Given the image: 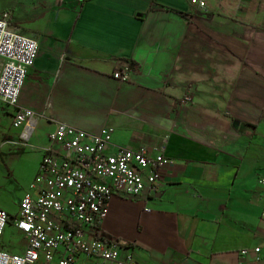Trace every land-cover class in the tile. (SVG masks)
<instances>
[{
	"label": "crops",
	"instance_id": "obj_1",
	"mask_svg": "<svg viewBox=\"0 0 264 264\" xmlns=\"http://www.w3.org/2000/svg\"><path fill=\"white\" fill-rule=\"evenodd\" d=\"M202 1L205 10L192 0H28L9 11L38 43L18 105L40 118L22 145L17 108L0 102V153L29 144L39 166L65 123L112 127L110 153L164 144L175 160L159 192L114 195L99 228L140 264H264V0ZM9 224L24 246L4 235L1 246L23 255L27 237Z\"/></svg>",
	"mask_w": 264,
	"mask_h": 264
},
{
	"label": "built area",
	"instance_id": "obj_2",
	"mask_svg": "<svg viewBox=\"0 0 264 264\" xmlns=\"http://www.w3.org/2000/svg\"><path fill=\"white\" fill-rule=\"evenodd\" d=\"M192 3L207 8L205 1ZM11 21L9 11L0 14V102L17 108L13 126L21 129V140L27 144L40 117L18 101L39 47ZM114 76L122 82L128 79L122 70ZM113 137L112 127L91 133L65 123H58L48 134L39 175L21 199L19 214L13 218L0 206V264H87L84 259L98 264H140L131 254L121 256L119 242L95 233L108 216L114 195L159 192L162 170L175 160L166 155L164 144L137 150L118 147L110 153ZM259 183L264 188V176ZM11 220L27 237L23 255L1 246Z\"/></svg>",
	"mask_w": 264,
	"mask_h": 264
},
{
	"label": "rangeland",
	"instance_id": "obj_3",
	"mask_svg": "<svg viewBox=\"0 0 264 264\" xmlns=\"http://www.w3.org/2000/svg\"><path fill=\"white\" fill-rule=\"evenodd\" d=\"M28 0H0V13L10 11L15 16L17 8L25 9ZM16 24L18 19L13 21ZM27 35L32 36L28 28H24ZM5 121V119H2ZM21 144L25 143L21 140ZM29 145V144H28ZM26 145L20 150V155L13 156L11 153H0V205H3L11 214L16 213L20 209V201L24 194L29 189L30 185L39 175L41 161L39 166L37 163L38 152L36 150H29ZM38 166V168H37ZM4 241L13 249H21L24 246L23 236L18 233L14 224H9L4 233Z\"/></svg>",
	"mask_w": 264,
	"mask_h": 264
},
{
	"label": "trees",
	"instance_id": "obj_4",
	"mask_svg": "<svg viewBox=\"0 0 264 264\" xmlns=\"http://www.w3.org/2000/svg\"><path fill=\"white\" fill-rule=\"evenodd\" d=\"M95 234H96V237H102V238H105L106 236H112V235L105 233L104 231H101V230L97 231ZM103 235H105V236H103ZM118 240L120 241L121 239H118Z\"/></svg>",
	"mask_w": 264,
	"mask_h": 264
},
{
	"label": "water",
	"instance_id": "obj_5",
	"mask_svg": "<svg viewBox=\"0 0 264 264\" xmlns=\"http://www.w3.org/2000/svg\"><path fill=\"white\" fill-rule=\"evenodd\" d=\"M201 15H203V13H201Z\"/></svg>",
	"mask_w": 264,
	"mask_h": 264
}]
</instances>
